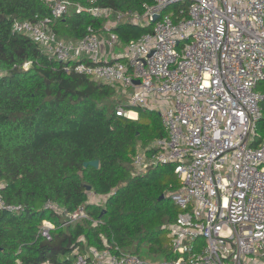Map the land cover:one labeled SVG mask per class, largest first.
Listing matches in <instances>:
<instances>
[{"label":"built area","instance_id":"built-area-1","mask_svg":"<svg viewBox=\"0 0 264 264\" xmlns=\"http://www.w3.org/2000/svg\"><path fill=\"white\" fill-rule=\"evenodd\" d=\"M152 1L144 14L119 13L110 22L113 10L95 0L88 6L51 0L50 17L13 24V32L31 36L68 73L120 90L126 102L117 116L158 112L166 136L138 147L133 175L173 165L181 183L168 195L179 209L169 230L176 258L150 262L117 247L86 248L69 264H264V139L254 144L264 117V0ZM177 4L185 7L168 11ZM73 8L107 20L111 50L122 43L112 31L119 23L151 29L110 62L93 28L78 41L52 29ZM47 207L64 216L62 227L90 219L82 206L68 214ZM0 208L21 207L7 205L0 193ZM57 227L44 219L39 234L52 241Z\"/></svg>","mask_w":264,"mask_h":264},{"label":"trees","instance_id":"trees-1","mask_svg":"<svg viewBox=\"0 0 264 264\" xmlns=\"http://www.w3.org/2000/svg\"><path fill=\"white\" fill-rule=\"evenodd\" d=\"M73 1L89 5L88 0ZM95 2L111 8L114 19L119 13L142 15L153 4ZM184 7L177 4L168 11L177 14ZM50 16L51 0H0V193L7 205L21 207L0 208V264L47 259L69 264L86 248L117 247L138 254L143 246L144 260L176 258L166 236L179 213L168 196L181 186L174 166L136 176L132 167L140 145L166 136L158 112L138 109L136 120L117 116L124 98L114 85L68 73L31 36L13 32L16 21ZM106 23L73 8L52 29L61 39L78 41L90 27L96 34L107 33ZM150 27L123 22L112 31L127 45ZM258 130L254 144L264 139V117ZM90 161H98L99 167H85ZM91 193L105 196L104 205L89 202ZM49 203L64 214L82 206L90 219L62 227L64 216ZM44 219L58 226L52 241L39 234Z\"/></svg>","mask_w":264,"mask_h":264},{"label":"rangeland","instance_id":"rangeland-1","mask_svg":"<svg viewBox=\"0 0 264 264\" xmlns=\"http://www.w3.org/2000/svg\"><path fill=\"white\" fill-rule=\"evenodd\" d=\"M110 22H114V18H113V17L110 18ZM125 50H126V45H125V44H122V43H121V44H118V43H117V44H114L113 51H114V53H115L116 55H122V54H124ZM123 60H124V59H123ZM260 87L263 88V84H261ZM117 94H118V96L124 98V102H126V100H125V95L122 94V92H121L120 90H118ZM258 132H259V130H258ZM143 174H144V173H143ZM143 174H140V175H143ZM165 197H166V196H165ZM105 199H106L105 196H104V197H102V196H97V195H94L93 193H91L90 196H89V202L94 203V204H103V205H104ZM51 221H52V220H51ZM166 236L169 237V231L166 233ZM144 249H145V247L143 246L142 249H141V251H139L138 254H136V252H129V253H133V254L139 256L140 258L144 259V258H145ZM143 253H144V254H143ZM72 256H73V255H71V256H67V257H72ZM74 258H75V257H72V261L74 260ZM145 260H148V261H150V262L163 261V259H161V258H158V259H156V260L148 259V258H147V259H145Z\"/></svg>","mask_w":264,"mask_h":264},{"label":"crops","instance_id":"crops-1","mask_svg":"<svg viewBox=\"0 0 264 264\" xmlns=\"http://www.w3.org/2000/svg\"><path fill=\"white\" fill-rule=\"evenodd\" d=\"M101 38L103 39L104 44H103V52H104V55H105V60L107 61H114V60H118V58L120 57V55H116L114 53L113 50H111L109 44L107 43V33H101Z\"/></svg>","mask_w":264,"mask_h":264},{"label":"water","instance_id":"water-1","mask_svg":"<svg viewBox=\"0 0 264 264\" xmlns=\"http://www.w3.org/2000/svg\"><path fill=\"white\" fill-rule=\"evenodd\" d=\"M158 19V15H156L154 17V20L152 21V23L150 25H152L156 20ZM122 58H118V60H120ZM137 84H139V81L136 82ZM88 166H91V167H94V168H98L99 167V162L98 161H90V162H87L85 163V167H88ZM88 190H91L90 187H88ZM165 198L164 195L161 196V199Z\"/></svg>","mask_w":264,"mask_h":264}]
</instances>
